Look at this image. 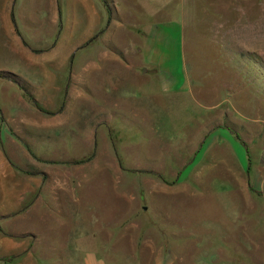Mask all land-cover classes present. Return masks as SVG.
<instances>
[{
    "label": "rangeland",
    "instance_id": "1",
    "mask_svg": "<svg viewBox=\"0 0 264 264\" xmlns=\"http://www.w3.org/2000/svg\"><path fill=\"white\" fill-rule=\"evenodd\" d=\"M60 7L65 20L66 7ZM155 23L160 26L153 30L174 37L168 46L161 44L167 60L160 69L179 74L183 66L185 87L163 100L153 80L152 145L139 137L148 122H115L107 138L95 135L92 154L63 163L71 169L43 171L31 164L40 162L36 149L8 129L27 151L23 161L30 168L9 161L12 171L0 170V264H83L84 246L100 254L107 241L126 256L145 241L167 246L173 264H264V0H173L153 5ZM23 92L22 106L0 94L1 117L23 113L34 120L69 112L67 97L54 110ZM151 159L161 168L132 166ZM86 162L97 165L83 202L94 211L83 209L87 218L49 216L55 203L34 197L58 183L60 192L76 194L75 181L86 171L75 167ZM7 190L34 194L30 201L6 202ZM117 194L125 196V217L119 216ZM34 205L38 208L26 212ZM43 209L50 212L43 216ZM157 252L146 248V260Z\"/></svg>",
    "mask_w": 264,
    "mask_h": 264
},
{
    "label": "crops",
    "instance_id": "2",
    "mask_svg": "<svg viewBox=\"0 0 264 264\" xmlns=\"http://www.w3.org/2000/svg\"><path fill=\"white\" fill-rule=\"evenodd\" d=\"M172 3L173 0H0V57L3 58L0 74L4 75L0 78L1 99H13L16 105L22 106L26 104L23 91H31L45 107L55 110L65 97L69 104L68 113L36 115L34 120L23 113L0 116V170L12 171L9 161L17 163L18 168H30L28 162L23 161L27 151L20 141L37 151L35 155L40 162L31 163L33 168L43 171L71 169L72 165L63 163L92 154L95 135L105 139L106 129L112 123L133 118L149 123L147 129L140 127L139 137L147 147L152 145L153 97L156 96L153 95V80L163 100L180 94L185 87L183 66L179 74L168 67L160 69L167 60L161 44L168 46L174 37L167 30H153V26L158 25L153 24V5ZM60 5L66 7L65 20ZM106 5L111 11L110 18ZM182 5L185 4L182 2ZM178 39H181L180 31ZM99 125L103 128L99 129ZM9 128L20 141L9 133ZM192 137L195 136L189 138ZM198 152L200 154L201 150ZM159 155L158 159L164 161L161 152ZM151 160L132 166L152 171L156 165ZM192 165L194 163L185 168L189 173L185 174L183 185H187L186 177ZM95 166L94 162H86L75 167L86 171L75 181L76 194L60 192L62 187L58 183L59 187L56 184L51 191L37 194L34 201L54 202L56 209L49 213L52 217H63L62 213L66 212L64 216L77 218L84 210L93 212L92 205L83 208V202L88 201L87 186ZM103 169H106L104 165ZM88 170H91L89 175ZM118 182L125 184V180ZM33 194L25 190L16 195L7 190L3 198L6 202L19 203L30 201ZM117 197L122 201L119 216L125 217V196L117 194ZM68 201L70 204H62ZM7 208L4 207V215ZM37 208L30 206L26 212ZM43 211V216L50 212L49 209ZM25 232L31 235L33 229ZM84 247L83 264H127V261L129 264H173L175 261L169 253L170 248L164 245L156 248L148 241L130 256L117 252L115 242H105L100 254ZM146 248L158 251L156 255L152 253L150 262L146 260Z\"/></svg>",
    "mask_w": 264,
    "mask_h": 264
}]
</instances>
